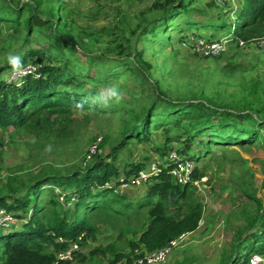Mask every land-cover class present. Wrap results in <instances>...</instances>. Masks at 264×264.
I'll list each match as a JSON object with an SVG mask.
<instances>
[{
  "label": "trees",
  "instance_id": "obj_1",
  "mask_svg": "<svg viewBox=\"0 0 264 264\" xmlns=\"http://www.w3.org/2000/svg\"><path fill=\"white\" fill-rule=\"evenodd\" d=\"M61 1L44 5V0H0V34L5 31L7 40L20 38L25 46L14 59L0 62V129L31 128L42 123L53 127L58 122L62 127L56 132L63 139L79 121L76 111H83L85 116L118 111L119 127L116 136L107 133L101 139L86 166L64 171L44 168L29 178L24 190L9 183L8 196L0 194V207L12 211L16 219L0 226V264H102L109 257L114 263L125 257L132 259L135 249L143 255L162 248L196 231L205 215V203L195 186L178 183L172 174L176 165L172 152L179 161H194L193 178L199 179V164L214 151L213 146L225 150L227 145L257 143L264 151V108L253 105L262 100L259 82L253 83L238 102H220L204 93L202 98H173L152 74V63L144 58L148 43L159 37L165 46L171 44L167 32L175 26L180 42L190 34L202 35L188 31L196 25L210 26L217 34L231 28L233 46L239 40L249 44L264 36V0H241L235 22L229 16L195 18V14L204 15L195 6L199 0H151L134 12L118 11L111 29L100 30L79 28ZM207 4L219 6L215 0ZM181 15L186 16V28L178 24ZM105 34L110 38L100 47ZM88 37L100 52L92 48ZM34 41L38 47L29 46ZM223 57L214 58L218 61ZM28 62L41 64L39 76L28 74L20 81L9 80L16 66ZM121 75L135 76L145 87L134 105L125 104L115 90L110 93L114 101L98 90ZM253 96L254 100L250 98ZM139 145L143 146L140 154ZM107 146L109 152L103 154ZM134 149L138 150L137 157L119 166L120 154L127 150L133 153ZM222 157L230 163L235 161L226 152ZM239 158L243 174L236 179L244 195L255 202V210L242 211L246 222L231 245L232 252L227 250L217 264H248L249 258L242 255L246 247L251 254H264V204L257 195L249 160ZM151 160L157 162L159 170L147 178L134 200L121 185L139 175ZM260 161L264 175V158ZM57 187L69 198L70 206L60 200ZM29 208L32 214L26 218L24 212ZM17 219L21 223H15ZM100 221L118 229L117 239L125 240L129 251L118 242L98 244L87 254L78 250L73 261H57V252L69 246L67 241L83 234L82 246L95 238ZM131 222L137 225L131 232L133 237L128 238L126 225ZM59 237L66 241L60 242ZM172 264L191 263L182 260Z\"/></svg>",
  "mask_w": 264,
  "mask_h": 264
},
{
  "label": "rangeland",
  "instance_id": "obj_2",
  "mask_svg": "<svg viewBox=\"0 0 264 264\" xmlns=\"http://www.w3.org/2000/svg\"><path fill=\"white\" fill-rule=\"evenodd\" d=\"M55 1L44 0V5ZM209 1L199 0L196 3L195 6L200 8L204 15L195 16V14V18L204 17L217 20L220 16L222 19L229 16L230 20L236 21L241 0L219 4V6H209L207 4ZM61 2L64 3L65 10L71 12L70 18L79 28L87 26L94 30H100L111 29L118 11L134 12L148 5L151 0H62ZM226 10L230 13H227ZM178 21L181 22L178 23L181 25L180 27L186 28V16H179ZM176 28L175 26L174 29L167 32L169 36L167 39L169 38L171 41L169 46H165L164 40L159 37L158 41L148 43L144 54V58L152 63V74L162 81V85L169 90L171 97L202 98L200 94L204 93L220 102L224 100L238 102L253 83L259 82L262 100L253 102V105L256 103L257 108L260 106L264 108V47L262 48L255 42L246 44L243 41L244 45L240 46L239 43L237 46L232 45L229 49L230 52L225 53L222 59L216 61L215 58L200 56L191 49L183 47L182 41L177 39L176 30L178 29ZM188 31H195L212 40L224 36L233 37L234 33L233 29L227 28L217 34L210 26L196 25L188 27ZM210 32H213V35ZM5 33L2 31L0 34V62L2 63L8 59H14L15 54L22 52V48L25 47L20 38L16 41L4 39ZM107 34L102 36L98 43L99 46L110 38ZM88 43L94 50L100 52L99 46L92 37H88ZM29 46L38 47L39 44L34 41ZM224 66L227 67V70H222ZM87 87L91 88V85L89 84ZM98 90L104 97L110 98L112 101L115 97H112L110 93L115 90L124 98L125 104L134 105L136 104L135 97L140 98V92H144L145 87L135 76L121 75L109 81L106 86H99ZM250 98L254 100V96ZM117 102L120 103V100ZM119 117L118 111L111 114H90L88 116H85L83 111H76V118L79 121L72 124V133L63 139L56 132L62 127L58 122L53 127H45L42 123L31 128L10 126L0 129V194L4 197L8 196L10 182H12V186L24 190L29 178L44 168L64 171L73 167L86 166L92 160L90 155L94 146H97L107 133L117 135ZM142 148L143 146L139 145V154ZM109 149L107 146L103 154L108 153ZM224 149L213 146L214 151L199 164L202 178H200L199 186L195 188L200 194V199L205 203V215L196 231L179 240L169 256L167 264L182 260L191 264H217L221 256L230 250L231 245L235 244V238L241 230V226L246 222V215L243 217L242 211L244 209L248 212L255 210V202L249 201V198L244 195L236 179L243 174V163L239 155L249 160V166L255 173L254 184L257 195L264 204V175L262 161H260L264 158L263 149L257 143L244 146L227 145ZM234 150H238V152L235 153ZM223 152H226L230 158L234 157L235 161L230 163L229 159H224ZM137 153L136 149L133 150V153L132 151L129 153V150L121 153L117 164L123 167L124 163L132 157L136 158ZM153 162L149 161L146 169ZM144 185H129L126 189L131 192V195L134 196L132 199L135 200V197H138L135 193L139 192L140 194ZM55 190L61 200L62 194L65 193L59 187ZM12 200L9 198V202ZM61 201L70 206L67 196ZM24 214L26 218H29L32 210L29 208ZM21 221L17 219L15 223H21ZM136 225L137 222L126 225L128 238L133 237L131 232ZM118 234V229L114 228L112 224L100 221L97 236L89 239V243L80 246L79 250L83 254H87L95 245L118 242L117 244L125 251H129L126 248V241L117 239ZM231 250L229 252H232ZM249 251L250 248L246 247L242 255L249 258L251 256ZM102 264H112L110 257L105 258Z\"/></svg>",
  "mask_w": 264,
  "mask_h": 264
},
{
  "label": "built area",
  "instance_id": "obj_3",
  "mask_svg": "<svg viewBox=\"0 0 264 264\" xmlns=\"http://www.w3.org/2000/svg\"><path fill=\"white\" fill-rule=\"evenodd\" d=\"M217 4H224L231 2L233 0H215ZM231 36H224L217 40H212L207 37L198 36L196 34H190L186 40L182 41L181 44L183 47L191 49L193 52L200 56L204 57H219L223 53H225L229 45L231 43ZM257 45L264 47V36L261 38H258L257 40L253 41ZM239 45H244L245 42L243 40H240L238 42ZM41 67L40 63H33L28 62L25 65L22 66H16L9 75V80L11 81H20L21 78L28 74H36V76H39V69ZM96 145L94 146L92 150V154L96 152ZM171 158L176 161V165L172 169V174L175 176L178 183L185 185V184H191L193 186H199L200 183V177L199 179L193 178V173L196 168V164L194 161L190 160H181L179 161V157L177 153L174 151L171 153ZM146 170V171H145ZM159 170V166L157 162L151 163L148 169H143L140 171L139 175L132 178L130 182L123 183L121 185L122 190L126 189L129 185L137 186L139 184H143L147 178L157 173ZM65 197V194H62L61 200ZM15 215L12 211L8 210L5 207H0V226H8L12 222L15 221ZM202 222H200L201 224ZM187 233L181 235L179 238L174 239L170 241L169 244H166L162 248H159L157 250H154L152 252H147L145 254H141L139 249H135V256L132 257V259L128 260V258H123L118 260L117 262H114L112 264H167L168 258L171 255L174 247L178 244L179 240L185 237ZM83 234H81L77 240H71L67 241L69 242V246L65 249L59 250L57 252V261H65L70 260L73 261L76 256V252L80 248V241L82 240ZM60 242H65L66 239L63 237H59ZM248 264H264V254L253 252L251 256L249 257Z\"/></svg>",
  "mask_w": 264,
  "mask_h": 264
},
{
  "label": "crops",
  "instance_id": "obj_4",
  "mask_svg": "<svg viewBox=\"0 0 264 264\" xmlns=\"http://www.w3.org/2000/svg\"><path fill=\"white\" fill-rule=\"evenodd\" d=\"M235 0H233V1H231V2H234ZM229 3V2H228ZM222 38V37H221ZM219 39V38H218ZM232 46V41H231V43H230V45H229V48H228V50L225 52V53H229L230 51H229V49H230V47ZM225 53H223V54H225ZM189 233H192V232H189ZM189 233H187L186 235H188ZM185 235V236H186Z\"/></svg>",
  "mask_w": 264,
  "mask_h": 264
}]
</instances>
